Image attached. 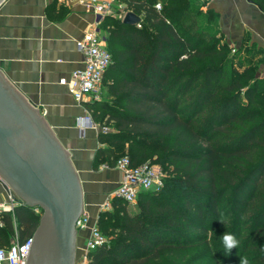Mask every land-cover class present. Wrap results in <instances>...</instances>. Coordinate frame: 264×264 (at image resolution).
I'll list each match as a JSON object with an SVG mask.
<instances>
[{"label":"trees","instance_id":"obj_1","mask_svg":"<svg viewBox=\"0 0 264 264\" xmlns=\"http://www.w3.org/2000/svg\"><path fill=\"white\" fill-rule=\"evenodd\" d=\"M121 1L140 21L101 22L111 62L105 97L88 109L112 129L100 132L106 146L96 159L156 161L167 175L161 188L138 193L134 209L113 197L99 212L107 242L86 264H147L198 244L216 264H264V77L256 65L235 66L213 9L196 0ZM253 1L264 9V0ZM1 215L6 243L32 235L40 216L24 203ZM225 232L239 241L230 253Z\"/></svg>","mask_w":264,"mask_h":264},{"label":"crops","instance_id":"obj_2","mask_svg":"<svg viewBox=\"0 0 264 264\" xmlns=\"http://www.w3.org/2000/svg\"><path fill=\"white\" fill-rule=\"evenodd\" d=\"M87 0H3L0 4V71L43 116L54 136L68 151L82 190L83 212L97 222L103 205L113 198L121 171L96 159L101 123L89 102L73 99L61 79L83 65L76 42L93 19ZM218 15L223 39L233 46L234 62H257L264 77V9L253 0H201ZM104 88L102 87V94ZM89 117L91 122L86 121ZM0 178V203H9ZM110 207V206H109ZM1 224V223H0ZM88 229H77L76 250Z\"/></svg>","mask_w":264,"mask_h":264},{"label":"water","instance_id":"obj_3","mask_svg":"<svg viewBox=\"0 0 264 264\" xmlns=\"http://www.w3.org/2000/svg\"><path fill=\"white\" fill-rule=\"evenodd\" d=\"M3 0H0V4ZM137 24L127 10L122 18ZM68 151L0 71V178L16 200L41 209L26 264H73L82 190Z\"/></svg>","mask_w":264,"mask_h":264},{"label":"built area","instance_id":"obj_4","mask_svg":"<svg viewBox=\"0 0 264 264\" xmlns=\"http://www.w3.org/2000/svg\"><path fill=\"white\" fill-rule=\"evenodd\" d=\"M113 1L87 0L85 2L93 13V19L86 32L76 42L78 50L83 55V65L72 70L67 80L61 79L70 95L77 102L90 103L102 98L103 74L111 62V55L106 46V37L101 29V22L105 16L112 14ZM155 7L160 9L161 2L157 1ZM126 11H121L119 8L117 12L115 10V14L123 18ZM86 121L91 122L89 117L86 118ZM101 131H108V127L101 125ZM115 167L121 171V177L112 196L119 197L128 204L135 203L140 191L153 189L154 183L159 181L157 171L149 163L132 166L126 155L117 160ZM8 196L10 202L0 203V213L7 210L12 211L15 205L21 203L16 200L15 195L9 189ZM109 206L110 200H107L103 208L107 209ZM37 208L34 207L35 210ZM83 228L88 229V236L82 246L77 248L79 252L76 253L73 264H86L88 252L107 242V238L98 228L97 222L89 224L88 216L82 211L76 221V229ZM32 240L33 235L27 236L22 241L14 237L7 245L0 246V264H26Z\"/></svg>","mask_w":264,"mask_h":264},{"label":"rangeland","instance_id":"obj_5","mask_svg":"<svg viewBox=\"0 0 264 264\" xmlns=\"http://www.w3.org/2000/svg\"><path fill=\"white\" fill-rule=\"evenodd\" d=\"M196 2L201 6V8L203 10H205L206 8L202 7L203 6V1L201 0H196ZM121 9V11L125 10V4L121 1V0H114L112 2V14L111 16H117V14H115V10L117 12L118 9ZM118 17V16H117ZM139 26V25H138ZM219 28V25H218ZM106 35V33H105ZM222 40L223 36L222 33L220 32V28H219V32L217 34ZM233 46H230V54H232V49ZM235 66L241 70L242 68L249 66V65H256L257 67V62L256 63H252V64H248V65H240L238 64V62H234ZM255 74L257 76H260V74L258 75L257 73V68L255 71ZM104 81L102 79V87L105 88L104 86ZM105 97V93L103 92L102 94V98ZM108 127V130L112 129L111 125H106ZM149 162V161H148ZM156 171H157V175H158V182H155L153 185V189H158L161 188L163 186V177L165 175H167L166 171L163 170L161 164H159L156 161L150 162L149 163ZM157 187V188H156ZM152 188L150 190H153ZM130 208L134 209L136 206V202L135 203H131L128 204ZM34 212L38 213L39 215L41 214V209L37 208L36 210L34 209ZM2 213V212H1ZM1 213H0V221H1ZM208 236L212 235V232H208L207 233ZM12 239H14V236H11L10 240L6 243L4 241L0 242V246H4L7 245ZM207 246H204L203 244H198V245H192L190 247H188L185 250H173V251H166V252H162L160 254L159 258L156 259H151L147 262V264H216L214 257L215 255H213L214 253L211 254V252L206 249ZM79 251H77L78 253Z\"/></svg>","mask_w":264,"mask_h":264},{"label":"clouds","instance_id":"obj_6","mask_svg":"<svg viewBox=\"0 0 264 264\" xmlns=\"http://www.w3.org/2000/svg\"><path fill=\"white\" fill-rule=\"evenodd\" d=\"M159 7V6H158ZM222 242L225 247V249L230 253L232 249L237 248L239 241L237 238L230 233L225 232L222 235ZM239 264H248V261L246 258H239Z\"/></svg>","mask_w":264,"mask_h":264}]
</instances>
